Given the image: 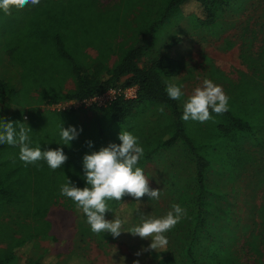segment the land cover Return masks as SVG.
Segmentation results:
<instances>
[{"label":"rangeland","instance_id":"1","mask_svg":"<svg viewBox=\"0 0 264 264\" xmlns=\"http://www.w3.org/2000/svg\"><path fill=\"white\" fill-rule=\"evenodd\" d=\"M167 1L96 0V3L102 9L119 8V32L114 42L121 49L145 41L147 25L162 16ZM200 11L199 3L192 0L183 7L173 8L155 31L147 55L138 60L139 67H150L162 59L173 60L172 69L170 66L162 69V79L165 85L175 83L182 86L185 95L178 100L181 110L187 96L205 78L222 86L230 99L243 88L248 89L252 96L256 94L264 104V81L250 67L260 61L264 45V0H230L226 11L207 25L200 23ZM12 17L20 25L30 15L13 11L11 15L0 14V79L16 92L6 102L0 103V116L18 109L17 104L36 105L38 96L41 100L40 96H49L53 90H67L74 86L73 81L65 79L64 73L58 70L60 65L48 69L45 74L52 81L50 87L20 78V68L10 60L5 46L6 35L11 33L14 25ZM19 33H24L23 29ZM85 52L90 59L98 55L94 47L86 48ZM119 54L120 50L110 56L108 67L120 61ZM85 71L88 76H95L92 69ZM103 75L101 71L98 76ZM50 88L54 89L51 91ZM27 89L30 91L23 92ZM161 106L152 102L139 106L141 111L136 119L140 129L151 132L159 127L157 121H163L164 113H168L164 106L165 112H161ZM75 114L83 123L90 122L100 112L92 109ZM212 117L204 123L187 121L191 129L188 134L201 138L207 153L211 152V147L222 143L225 137L221 134L225 128L223 124L225 129L229 127L226 118L222 119L215 113ZM254 130L259 140L257 144L241 138L242 150L250 155L244 162L229 160L223 164L220 153L212 157V163L205 172L203 192L197 183L195 159L182 139L161 147L157 154L145 161L143 170L150 178V186L161 189L160 199L154 202L160 217L171 210L173 203L187 210V215L166 233L174 264H205V257L214 245L229 249L239 264H264V122ZM229 133L233 136L231 130ZM122 217L126 223L119 237L107 232L97 234L91 231L89 224L80 223L61 201L54 202L45 217L50 223L48 236L37 237L21 248L18 251L19 264L42 256L44 259L55 258L59 264L64 261L66 264H119L134 258L141 250L147 249L151 239H142L127 230L140 224L145 217H135L130 208ZM29 224H35L34 220L10 213L0 216V248L7 246L11 236L20 237L22 228H25L22 225ZM253 234L259 237L258 250L261 253L250 246Z\"/></svg>","mask_w":264,"mask_h":264},{"label":"trees","instance_id":"2","mask_svg":"<svg viewBox=\"0 0 264 264\" xmlns=\"http://www.w3.org/2000/svg\"><path fill=\"white\" fill-rule=\"evenodd\" d=\"M187 1L189 0H168L162 16L147 25L145 41L121 49L114 42L119 32V8L102 9L96 0H40L35 6L29 5L22 10L12 9L20 15L23 12L30 15L29 19L23 24L21 22L20 25L17 19L12 17L11 21L14 25L11 33L6 35L5 46L10 60L20 68V78L23 81L30 79L37 81L36 84L42 83L50 87L52 81L47 79L45 74L48 69L52 70L60 65L58 70L64 73L65 79H71L74 86L67 90L50 88L51 91L53 90L52 93L49 96H40L41 100L38 96L36 105L26 106L23 102H19L18 109L6 116H0V125L5 121H13L17 130L21 123L26 128L31 127L32 131L29 135L32 147L39 145L42 150L63 147L68 156L66 163L56 170L50 169L46 161L25 166L19 158V146L0 145V214H16L19 218H30L35 222L32 225H22L25 228H22L21 236H11L7 246L0 248V264H19L18 251L21 248L29 245L37 237L48 236L50 223L45 217L49 206L54 202L61 201L64 207L74 213L80 223L88 224L82 209L78 208L73 200L60 194L61 185L70 179L79 187L86 186L83 178L84 155L98 151L110 143H120L119 134L122 130L130 131L139 138V144L144 149L138 164L142 168L145 161L157 154L161 147L169 146L177 139L186 142L190 154L195 159L200 192L205 189V172L215 154H221L223 164H227L224 162L229 160L240 163L250 158V155L242 150L241 138L249 139L253 145L259 141L255 136L254 128L264 122V104L259 101L256 94L252 96L247 92L248 89L243 88L236 91L234 98L229 100V110L218 115L222 119L226 118L227 127L229 126L225 129L226 126L223 124L225 128L221 134L225 137L219 146L211 147V152L207 153L206 144L201 138L193 133L188 134L187 131L191 130L190 125L182 119L183 110L179 108L178 100L171 99L166 92L162 69L167 66L172 69L173 60L169 58L158 60L150 67L138 65V60L147 55L158 26L173 8L183 7ZM193 1L199 3L201 11L198 19L203 25L215 22L226 11L230 2V0ZM2 12L0 10V14ZM5 26L8 28L6 23ZM21 29L24 33H19ZM88 47L97 49L96 58L90 59L86 54L85 50ZM118 50H120V61L113 67H108L107 60ZM260 55V61L251 64L250 67L257 74L256 76L264 81V45ZM87 69H92L95 76H88L85 71ZM101 71L104 75L98 76ZM123 77H126L125 80L120 81ZM131 84L138 87L134 99L114 100L107 106L99 108L100 114L95 115L90 122L87 120L81 123L73 111L48 112L41 106L59 100L81 99L111 86ZM29 91L27 89L23 92ZM15 93L13 87L0 79V103L6 102L5 100L10 99ZM145 102L162 104L166 110L168 109V113H164V120L157 121L159 127L152 129L151 132L140 129L136 119L141 111L139 106ZM62 125L65 128L75 126L79 131L78 138L71 141L70 145L63 144L60 136ZM229 130L233 132V136ZM155 201L147 195L141 201H136L131 196H125L123 201H108L113 211L107 212L106 218L112 220L115 214L123 218L129 208L130 212H135V217H160ZM258 243V235L253 234L250 246L261 253L258 250ZM167 248L166 251L141 250L139 255L125 259L119 264H134L137 260L139 264H174L169 246ZM24 264L59 263L55 258L44 259L42 256ZM62 264H66L65 261ZM205 264L239 263L231 256L229 249L214 245L205 257Z\"/></svg>","mask_w":264,"mask_h":264},{"label":"clouds","instance_id":"3","mask_svg":"<svg viewBox=\"0 0 264 264\" xmlns=\"http://www.w3.org/2000/svg\"><path fill=\"white\" fill-rule=\"evenodd\" d=\"M39 3L40 0H0V10L11 15L13 8L22 10L29 5L35 6ZM166 92L173 100H180L185 95L182 86L175 83H167ZM229 100L230 97L222 86L205 78L184 101L182 119L186 122L189 120L207 122L213 118L212 113L220 115L227 112ZM159 110L163 112V106ZM31 131L32 128H26L23 123L19 124L17 130L15 122L5 121L0 125V145L19 146V158L25 166L39 161H46L52 170L63 166L68 160L63 147L47 150H42L39 145L32 147L29 135ZM78 135L79 131L75 126L69 128L61 126L60 136L63 144L70 145ZM119 140L120 143H110L98 151L84 155L83 178L86 186L79 187L69 179L60 188L62 196L70 198L78 208L82 209L93 233L107 232L114 237L120 236L126 220L118 214H115L112 220L106 219L107 212L113 211L108 201H123L125 196L141 201L146 195L150 199L159 200L161 196V189L152 188L150 178L143 168L138 166L144 154L139 138L130 131L122 130ZM89 144L91 146V142ZM186 215L185 208L173 203L166 215L147 216L140 224L127 231L142 239H151L150 245L145 250L166 251L169 243L166 233L174 229ZM134 264H139V261H135Z\"/></svg>","mask_w":264,"mask_h":264},{"label":"built area","instance_id":"4","mask_svg":"<svg viewBox=\"0 0 264 264\" xmlns=\"http://www.w3.org/2000/svg\"><path fill=\"white\" fill-rule=\"evenodd\" d=\"M137 90L138 87L135 84L116 85L81 99L59 100L43 107L51 111H90L103 108L118 98L134 99L137 96ZM24 118H27V116L25 115Z\"/></svg>","mask_w":264,"mask_h":264}]
</instances>
